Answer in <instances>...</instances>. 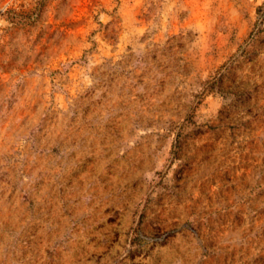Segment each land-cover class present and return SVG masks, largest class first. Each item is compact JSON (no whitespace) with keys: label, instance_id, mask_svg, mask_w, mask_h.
<instances>
[{"label":"rangeland","instance_id":"rangeland-1","mask_svg":"<svg viewBox=\"0 0 264 264\" xmlns=\"http://www.w3.org/2000/svg\"><path fill=\"white\" fill-rule=\"evenodd\" d=\"M0 264H264V0H0Z\"/></svg>","mask_w":264,"mask_h":264},{"label":"crops","instance_id":"crops-1","mask_svg":"<svg viewBox=\"0 0 264 264\" xmlns=\"http://www.w3.org/2000/svg\"><path fill=\"white\" fill-rule=\"evenodd\" d=\"M237 228V227H236ZM230 229V227H229V229L226 231V233H224L225 231L223 230H221V235L219 236V242H220V246L219 247H223V240L225 239V237H227V238H229V240H228V243L227 244H229V246H231L230 245V240H232V239H234L235 238V236H236V233L239 231H241L240 229Z\"/></svg>","mask_w":264,"mask_h":264}]
</instances>
